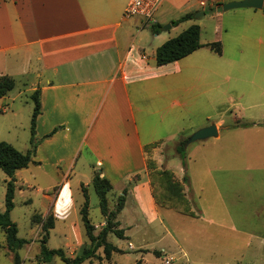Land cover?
Instances as JSON below:
<instances>
[{
    "label": "crops",
    "instance_id": "1",
    "mask_svg": "<svg viewBox=\"0 0 264 264\" xmlns=\"http://www.w3.org/2000/svg\"><path fill=\"white\" fill-rule=\"evenodd\" d=\"M128 1L0 0V75L15 80L14 88L0 99L6 96L13 106L19 96L30 100V93L39 90L35 133L42 140L36 149L38 166L69 172L84 149L83 160L112 187L113 178L129 182L138 174L124 196L125 205L129 199L141 217L160 221L163 211L170 210L193 217L196 214L182 173L168 168L167 161L165 170L181 182L189 213L161 204L153 193L151 173L162 168L164 144L154 137L155 129L165 124L173 110L183 118L185 112L199 106L204 91L193 77L228 78L236 71L250 76L260 93L264 91V9L235 12L221 33L217 24L218 34L211 42H220V53L209 47L211 42L201 43L188 55L157 65L156 48L171 37L162 24L172 12L178 14L170 20L190 13L191 0H164L155 14L157 32L150 28L147 32L136 16L124 15ZM197 3L204 7L199 0ZM221 122H215L217 136ZM55 127L58 129L45 137ZM45 196L42 217L54 212L57 200L48 193ZM124 207L117 219L127 237ZM128 243V250L133 249ZM139 249L141 257L131 264L150 250L143 245ZM76 252L75 248L71 256Z\"/></svg>",
    "mask_w": 264,
    "mask_h": 264
},
{
    "label": "rangeland",
    "instance_id": "2",
    "mask_svg": "<svg viewBox=\"0 0 264 264\" xmlns=\"http://www.w3.org/2000/svg\"><path fill=\"white\" fill-rule=\"evenodd\" d=\"M202 6L199 7L197 0H191L189 12L192 18L176 25H171L170 19L178 13L169 14L170 18L162 24L166 28L165 34L172 37L184 27L197 24L200 42L208 43L218 34L217 24L221 25V33L235 12L246 10L244 7L231 8L215 14L207 12L215 5L205 1ZM202 8L205 14L196 16ZM149 28L150 23H146L147 32H150ZM230 75L228 78L193 77V82L204 91L198 98L199 106L185 112L183 118L173 110L166 116L165 124L155 129L154 137L164 141L161 145L162 168L156 169H165L167 161L168 168L182 173V182L185 178L183 183L196 216L170 210L163 211V220L151 222L134 211L129 199L125 205L124 196L122 216L125 214L126 217L123 222L127 226V237L117 238L112 234L108 237L121 251L113 253L108 261L102 259L100 247L96 251L99 258L81 264H131L141 257L139 247L142 245L150 249L142 254V264H264V91L260 93L250 76L236 71ZM211 86L214 89L208 91ZM12 103L6 96L0 99V141H6L22 152L33 150L29 165L15 173L14 206L10 211V218L17 226V237L27 240L18 251L20 264H66L58 256L49 263L38 261L39 241L45 236L42 224L48 222L49 214L54 215V227L45 241L49 249L62 248L66 256H71L75 248L78 251L84 243L88 244L79 213L84 200L82 188L88 196L89 218L95 233L105 226L106 220L99 211L98 197L91 185L93 174L98 172L83 160L84 149L69 172L38 166L36 149L42 138L34 132L31 144L33 102L21 95L13 106ZM218 120L222 122L217 137L188 143L184 159L177 156L175 144L179 139ZM157 170L151 174L155 175ZM136 177L138 174L131 176L129 182L112 179L114 186L107 193L112 212L123 192L121 185H126L127 195L128 186ZM6 180L8 176L0 169V211L4 208ZM47 193L57 200L54 212L42 217ZM166 212H170L168 216ZM111 217V223L115 225L114 217ZM128 242L132 243L133 249L128 250ZM161 247L164 250L160 251ZM153 249L160 251L158 257ZM0 264H15L1 229Z\"/></svg>",
    "mask_w": 264,
    "mask_h": 264
},
{
    "label": "trees",
    "instance_id": "3",
    "mask_svg": "<svg viewBox=\"0 0 264 264\" xmlns=\"http://www.w3.org/2000/svg\"><path fill=\"white\" fill-rule=\"evenodd\" d=\"M219 4V3H218ZM217 4V5H218ZM264 9V8H263ZM192 13H185L179 18L172 20L171 25H176L181 21L191 19ZM153 32L158 31V24L150 26ZM200 27L197 24H191L177 35L170 37L156 48L155 62L157 65L166 64L178 60L195 49L202 46L200 40ZM209 47L216 53L221 52L220 42H211ZM15 86V80L10 75H0V96L6 95ZM30 100L33 102V110L30 118L31 122V144L33 143V135L35 132V119L40 112L39 90H33L29 95ZM58 127L53 128L45 137L54 133ZM185 136L177 141L175 144V152L180 159L185 157L186 140ZM33 150L29 149L22 152L15 148L12 144L6 141H0V169L8 176L6 180V189L4 194V210L0 211V229L4 232L5 242L7 248L13 252V260L15 264H20L21 258L18 250L27 243L24 238L17 237V226L10 218V211L14 203V189H15V173L17 170L25 168L32 161ZM185 180V178H184ZM183 180V182H184ZM154 188V195L157 200L167 206H171L181 213H189V208L186 199L182 192V185L180 182L174 180L173 175L168 170H159L152 178ZM91 185L98 197V207L101 215L105 217V226L99 232H94V224L89 218V205L87 193L83 190L84 200L79 209L81 222L88 239V244H84L73 256H66L62 248H47L45 246L46 237L51 228L54 227V216L48 215V222L42 224L44 238L40 242V256L38 261L49 263L54 256H58L66 264H80L85 260L91 258H99L96 254L98 248H102L103 257L109 260L114 252L121 251L116 245L108 240L110 234L115 235L117 238H124V230L119 227V222L116 219L117 214L123 207L125 189L123 194L118 196L116 209L112 212L108 205L107 193L112 189L110 181L100 176V173H94L91 179ZM110 215L114 217V224L111 223ZM111 217V218H112ZM153 253L158 257L160 251L153 250ZM134 264H142L141 259H137Z\"/></svg>",
    "mask_w": 264,
    "mask_h": 264
},
{
    "label": "water",
    "instance_id": "4",
    "mask_svg": "<svg viewBox=\"0 0 264 264\" xmlns=\"http://www.w3.org/2000/svg\"><path fill=\"white\" fill-rule=\"evenodd\" d=\"M253 8V9H262L264 8V0H231L227 1L222 4H218L216 6L210 7L207 12L208 13H215L221 12L231 8ZM205 11L200 10L197 15H204ZM217 127L215 124H210L208 126H204L199 128L198 130L194 131L190 134L186 140V145L196 140L205 139L211 136H217Z\"/></svg>",
    "mask_w": 264,
    "mask_h": 264
},
{
    "label": "built area",
    "instance_id": "5",
    "mask_svg": "<svg viewBox=\"0 0 264 264\" xmlns=\"http://www.w3.org/2000/svg\"><path fill=\"white\" fill-rule=\"evenodd\" d=\"M164 0H129L124 9V15L139 16L143 21V24L156 23L155 14L159 9L160 5ZM205 1H208L212 6L217 5L219 0H199L200 4L203 5ZM131 246V244H129Z\"/></svg>",
    "mask_w": 264,
    "mask_h": 264
}]
</instances>
